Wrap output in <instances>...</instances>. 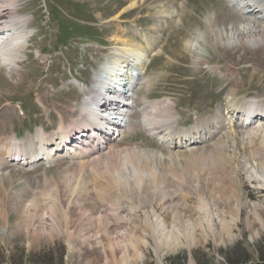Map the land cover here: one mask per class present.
Instances as JSON below:
<instances>
[{"label":"rangeland","instance_id":"1","mask_svg":"<svg viewBox=\"0 0 264 264\" xmlns=\"http://www.w3.org/2000/svg\"><path fill=\"white\" fill-rule=\"evenodd\" d=\"M155 1L17 0L11 27L28 36V44L21 51L19 67L15 68L18 74L0 68V142L2 137L25 142L39 131L48 136L54 134L60 119L68 123L89 98L85 91L94 87L92 71H98L106 55L129 48L143 52L145 62L137 81L143 78L149 85L145 81L142 86L148 87L134 89L128 114L129 128L114 137L113 140L119 142L116 149L140 147L143 151L161 152L167 160V146L149 137L142 125V110L154 103L159 105L160 111L171 105L180 117L179 126L190 128L217 110L223 112L230 93L247 102L264 98V48L238 46L235 50H226L220 42L214 43V37L209 34L211 27L228 29L239 20L236 9L227 0H165L168 3L163 1L164 6L160 7ZM162 11L167 14H159ZM168 13L171 14L168 16ZM24 19H27L26 24H23ZM210 21L214 23L209 28ZM198 37L204 59L201 65H195L187 47L189 41ZM74 81L83 86L79 89ZM1 159L0 264H260L262 261L264 189H257L240 177L238 185L244 182V188L238 191L250 205L258 207L261 223L253 221L249 210L243 209L237 222L232 213L227 217L231 238L227 237L229 233L223 239L199 237L193 247L188 248L186 244L176 247L159 244L150 235L141 237L154 228L152 222L143 214L135 219L129 217L128 211L123 209L122 215L132 218L131 227L121 225L118 230H133L136 235L115 238L113 246H109L104 237H96L103 228L96 217L81 222V210L73 199L68 227L73 233L71 238L64 231H53L48 222L41 221L48 204L55 203L57 193L63 207L69 201L64 185L69 178L66 173H60L62 167L58 163L25 167L9 160L1 164ZM127 167L125 170H129ZM62 176H66L65 181ZM82 180L77 175L70 182L71 193L81 186ZM91 190L90 198L94 199L95 192ZM133 190L130 194H137L138 200L135 205L138 202L142 205V196H138L135 187ZM32 197L36 205L27 210ZM104 200L103 205H97L103 206L105 214L118 207L122 209L123 203L117 202L114 196L107 195ZM187 203L186 209L192 213L196 202L192 199ZM230 203L235 204L233 199ZM223 208L219 206V210ZM27 218L32 219L31 222ZM181 226L184 228L185 224L181 223L176 229H183ZM217 228L220 231L219 225ZM89 245L93 248L89 249Z\"/></svg>","mask_w":264,"mask_h":264},{"label":"bare ground","instance_id":"2","mask_svg":"<svg viewBox=\"0 0 264 264\" xmlns=\"http://www.w3.org/2000/svg\"><path fill=\"white\" fill-rule=\"evenodd\" d=\"M16 1L0 0V68H6L10 72L14 70L18 74L19 71L15 68L21 63L20 59L23 57L21 51L28 44V36L18 33L11 27L16 14L14 9ZM163 1L165 0H156L155 4L160 7ZM227 1L236 9L239 20L231 24L228 29L219 28V30H213L211 27L213 21H210L209 34L214 37V43L220 42L226 50H235L238 46L243 49L250 46L264 48V0ZM164 11L159 14H165ZM170 12L173 13L172 10ZM170 14L168 13V16ZM26 20L24 19L23 24H26ZM200 37L187 43L195 65L204 62L201 53L202 43L199 41L202 37ZM142 54L141 50L129 48L106 55L104 68L98 69L93 75V89L85 91L89 97L84 100L85 105L83 102L77 108L78 115L74 118L69 117L68 123L60 119L54 134L48 136L39 131L25 142H19L15 138H1L0 159L3 158L1 164L8 160L25 167H33L38 163L46 165L58 163L62 167L60 173H66L69 178V184L67 180L64 183L69 193V201L63 207L60 195L57 193L54 198L55 203H47L48 208L44 214L42 212L41 221L48 222L53 231H64L71 238L73 233L68 227L73 199L81 210L79 214L81 222L96 217L103 226L96 237L97 239L104 237L108 240L109 246H113L112 240L115 238L136 235L133 230L132 232L128 229L118 230L121 225L129 227L132 220L122 215L125 209L129 217L133 216L135 219L143 214L144 218H149L152 222L154 228L144 232L141 237L150 235V238L155 237L159 244H172L176 247L186 244L189 245L188 248L195 246L199 237L223 239L224 235L229 233L227 237L231 238L232 232L228 229L229 226L227 228L226 221L230 213L234 222H237L240 212L243 209L249 210L248 214L252 220L261 223L262 217L258 207L250 205L243 198L242 192L238 191V188H244V182L240 181L238 185V177L257 189H264V98L247 102L236 98L233 93H228L223 112L217 110L214 115L196 121L190 128L179 126L180 117L171 105L160 111L159 105L154 103L142 110V125L149 137L167 146L169 153L167 160L161 152L143 151L140 147L123 148V146L122 150L115 148L119 142L112 139L110 131L129 128L128 121L123 123L127 114L123 115L121 110L131 108L132 98H127V105H117L110 101L111 94L116 93L113 91V86H119L118 82L121 80L123 93L126 89L131 91L137 86L148 87L142 86L143 82L148 80L142 78L137 81V76L140 75L138 72L145 62ZM103 74L107 75L110 83H106ZM109 112L118 114V117L111 118ZM92 124L111 130L109 129L107 134L103 132L99 138L94 137L95 133L89 132L93 127ZM104 139L107 140L106 144L103 143L106 142ZM64 140L74 141L64 146ZM39 159L41 161L37 163ZM68 164L72 166L66 167ZM126 167L129 168L128 172L125 170ZM77 175L83 180L81 186L71 193L70 182ZM134 187L138 196H142L143 206L139 202L137 206L135 205L137 194L136 196L130 194ZM90 188L91 192H95L94 199L90 198ZM235 191L237 193L231 195ZM107 195L114 196L117 202H122V209L118 207L114 211L111 210V213L105 214L102 211L103 206L98 207L97 204L103 205ZM192 199L196 202V207L195 209L194 206L192 207L191 213L186 209V205ZM231 199L234 200V205H231ZM81 202L84 205L80 204ZM31 205H36L34 198L29 200L27 210ZM219 206L224 208L219 210ZM226 209L229 211L228 214ZM35 212L32 217L37 219ZM190 217H194L193 221ZM30 220L32 219L28 222H31ZM175 223L178 225L175 226ZM181 223L185 224V227L176 229ZM218 225L220 231L217 230ZM64 226L65 228L62 229ZM90 248L93 247L89 245Z\"/></svg>","mask_w":264,"mask_h":264},{"label":"trees","instance_id":"3","mask_svg":"<svg viewBox=\"0 0 264 264\" xmlns=\"http://www.w3.org/2000/svg\"><path fill=\"white\" fill-rule=\"evenodd\" d=\"M260 258H261V262H260V264H264V252L262 253H260ZM229 264H235V262H230Z\"/></svg>","mask_w":264,"mask_h":264}]
</instances>
